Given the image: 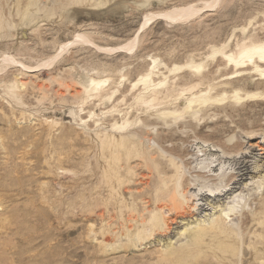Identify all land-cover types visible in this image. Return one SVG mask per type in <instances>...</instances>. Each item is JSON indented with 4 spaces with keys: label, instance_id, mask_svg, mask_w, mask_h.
<instances>
[{
    "label": "rangeland",
    "instance_id": "rangeland-1",
    "mask_svg": "<svg viewBox=\"0 0 264 264\" xmlns=\"http://www.w3.org/2000/svg\"><path fill=\"white\" fill-rule=\"evenodd\" d=\"M260 46L264 0H0V264H264Z\"/></svg>",
    "mask_w": 264,
    "mask_h": 264
},
{
    "label": "bare ground",
    "instance_id": "bare-ground-1",
    "mask_svg": "<svg viewBox=\"0 0 264 264\" xmlns=\"http://www.w3.org/2000/svg\"><path fill=\"white\" fill-rule=\"evenodd\" d=\"M180 9V8H179ZM175 9L174 11H172L171 10V12L168 14L169 16H174V17H172L173 19L175 18V17H177V15L178 14H180L181 12H182V10L180 9ZM183 10H186V8L185 9H183ZM190 11V10H189ZM187 12H185V14H186ZM174 14V15H173ZM184 13H182V15H183ZM188 15V14H187ZM166 16V15H165ZM182 17V16H181ZM181 17H178L177 19H180ZM191 17V16H190ZM131 46V45H130ZM238 59L240 60V61H235L236 62V64L237 65H239L238 64V62H241V63H243V62H245L246 60L248 61V62H252V61H254V62H264V46H260V47H257V48H255V49H253L251 52H246V51H244V52H241L240 53V55H239V57H238ZM240 66V65H239ZM143 80H145V79H143ZM205 172H208V171H204V173ZM206 175V174H205ZM215 174H211L210 172L206 175L207 177H211V176H214ZM206 176H204V177H206ZM235 180V179H234ZM227 186V185H226ZM228 187H226V189L225 190H220V191H218V190H209V192L208 191H206V190H204V189H200V191H201V193H202V190H203V192H205V196H207V198H210V197H217V196H222V195H226V194H229V193H231L232 191H233V188H228ZM229 208V210H226V209H224V210H222L221 211V213H220V215H221V217L223 218V220H225V219H228L229 218V216H231L232 214V212H235V208H236V205H233V206H229L228 207ZM204 231V230H203ZM199 235H200V232H199ZM197 236V235H196ZM229 236V235H228ZM230 238H232V237H230ZM234 240V239H233Z\"/></svg>",
    "mask_w": 264,
    "mask_h": 264
}]
</instances>
